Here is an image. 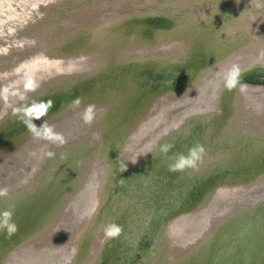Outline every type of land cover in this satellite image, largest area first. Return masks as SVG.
Returning a JSON list of instances; mask_svg holds the SVG:
<instances>
[{"label":"bare ground","instance_id":"6f19581e","mask_svg":"<svg viewBox=\"0 0 264 264\" xmlns=\"http://www.w3.org/2000/svg\"><path fill=\"white\" fill-rule=\"evenodd\" d=\"M203 13L206 12L200 11L197 15ZM209 19L213 26L218 23L217 29H223L220 37L232 43H236L239 32L251 31L255 27L253 20L238 26L232 20L216 14H209ZM164 24L158 12L139 27L106 23L91 31L93 36L87 39L90 40V49H76L73 58L64 67L56 64L52 66L51 63L56 62L53 58L39 60L46 58V55L34 58L37 62L41 61L42 65H50L48 67L62 73L74 69L86 71L93 65L95 82L85 91H71L58 103L52 104L51 108L46 105L41 110L34 108L38 111L31 109L25 120L20 123L18 120L10 131L17 133L22 125H27L25 133L29 135L32 132L30 127L36 125L33 118L49 109V115H57L59 119L58 112L68 111L75 93L77 97L96 95L97 100L103 99L102 102L98 100L101 110L99 106L95 109L100 112L99 117L107 126L112 124V117L106 119L105 114H108L112 105L124 101L129 90L134 88L132 93L137 95L135 102L140 109L144 105L141 101L169 99L172 94L165 92H183L184 87L191 85L196 78V84L202 78L199 92L207 96L210 106L204 110L194 106L190 111L203 114L209 107L219 106L228 100L234 101L236 96L226 87L225 76L228 69L236 65L240 71L236 83H240L241 88L246 84L249 89L260 92L259 98L250 99L253 106H248L246 110L252 122L259 126L256 127L257 132L237 137V146L229 154L223 146L224 139L220 138L219 150L206 158L208 165L198 167L207 152L199 144V132L203 130L202 121L207 118L206 115L193 117L183 126L169 128L167 123L143 147L134 149L132 145L136 147L140 137L154 129L161 114L166 113L170 106L176 107L177 102L169 105L164 103L155 118L140 125L138 132L133 131L130 134L132 144L115 139L117 133H123L114 124L113 133L107 136V140L112 143L100 148L101 155L90 162L91 172L81 186L79 181L86 158L69 148L52 160L46 172L33 185L21 187L20 191L0 201V213L11 211L12 221L17 225V230L12 234L0 226V264H53L56 261H60V264H109L115 258L112 255L117 244L120 246L125 243L129 251L134 249V261L140 260L138 262L147 254L153 256L159 252L163 261L170 259L169 264H264V201L257 202L253 214L245 209L221 212L220 204H214L219 200L225 205L231 203V198L227 197L229 192L239 186L247 185L246 189H249L256 184V178L264 176V137L259 133L264 132V90H259V86L264 85V57L259 55L264 51V42L258 43L260 48L254 44L232 50L192 70L188 69V65L176 66L177 60L162 61L161 65L150 68L136 61L130 65H98L99 57L107 56L106 61H109L111 54L124 55L126 50L134 49V44L138 42H142L143 47L156 46L178 51L177 37L166 36L168 33L162 29ZM191 24L186 23L171 32L180 34L178 38H190L184 28L195 30ZM225 33L229 34L228 39ZM253 33L257 39L264 40L258 33ZM129 45L132 47L128 48ZM208 45L213 47L210 49L212 55L220 47L215 42H208ZM56 48L59 52L55 55L66 50L60 46ZM89 61H93L92 64L87 63ZM163 66L168 70L162 69L165 68ZM116 71L124 72V79L121 80V75H117ZM112 79L114 81L109 82ZM126 81L130 85L120 84ZM255 85L258 86L256 89ZM249 92L240 91L241 100L247 101ZM192 99L187 98L188 102ZM193 100L199 101L197 98ZM87 103L92 105L89 100ZM185 111L187 109L182 113ZM246 111L241 114L244 115ZM79 113L82 114L83 109ZM180 119L181 116L172 124ZM99 130L103 131L104 127L100 126ZM100 132L94 135L103 139L99 136ZM128 135L124 137L128 138ZM114 140L117 144H113ZM164 146H170L168 151H162ZM194 148L197 149L196 156L192 157L194 164H186L176 170L170 168V165L177 163L179 156L189 157L190 150ZM201 148L203 151H199ZM219 157L224 161L220 162ZM125 166L126 170L123 171ZM251 180L252 184L246 183ZM235 181L240 182L232 184ZM69 197L72 198L66 201ZM207 204H213L214 207ZM4 222L6 218L0 217V225ZM110 223L121 228L117 236H106L104 227ZM133 224L138 227L136 235L132 231ZM32 242L40 245L31 246ZM130 263L136 264L132 260ZM144 264L154 263L149 258Z\"/></svg>","mask_w":264,"mask_h":264},{"label":"rangeland","instance_id":"374dc122","mask_svg":"<svg viewBox=\"0 0 264 264\" xmlns=\"http://www.w3.org/2000/svg\"><path fill=\"white\" fill-rule=\"evenodd\" d=\"M258 2L261 7H257L254 0H0V189L8 188L7 195L0 196V201L3 202L10 194L20 191L21 187L33 185L46 172L52 160L69 148L83 154V157L86 158L84 159L86 164L82 165L81 182L79 181V186H81L89 177L92 161L101 155L100 148L106 143H112L107 140V136L108 133H113V125L115 124V128L122 129L123 133H117L115 139L119 138L121 141H128L132 144V135L130 134L133 131L138 132L140 125L155 118L164 103L169 105L171 102H177L176 107L170 106L166 113L161 114L156 128L154 127L140 137L136 147L132 145L133 149L138 146H140L139 148L143 147L146 141L160 133L159 130L167 123H169V128L175 125L183 126L193 117L206 115L207 118L202 121L203 130L199 132V144L202 148H206L207 152L198 167L208 165L206 158L212 157L219 150L221 145L218 141L220 138L224 139L223 146L228 154L233 152L237 146V137L252 131L256 133V127L259 128L257 123L252 122L246 111L248 106H253L250 99L260 97V92L256 89L257 85L254 86L256 90H253L249 89L250 87L246 84L241 88L240 83H236L235 87L231 88L236 96L234 101L228 100L227 103H222L219 106L209 107L203 114L190 111L194 106L201 110L210 106L207 96H203L199 92L202 78L198 80L197 84L195 83L197 78L194 79L191 85L184 87L183 92H181L182 90L178 92L168 90L165 93L172 94L169 99L141 101L144 105L140 109L135 102L137 95L132 93L134 92L133 88L128 91L129 94L124 97V101L112 105L108 114H105L106 119L112 117V124L107 126L104 120L99 117L100 112L96 109H94L95 118L90 125L86 124L82 118L85 108L89 105L88 100L90 104L95 105V108L99 106V110H101L98 100L102 102L103 99L97 100L96 95L77 97V93H75L68 111L58 112L59 119L57 115L55 117L49 115L50 109L33 118L37 126L46 124L52 127L54 132L61 134L65 143L61 144L59 141L53 143L38 138L33 132L28 135L25 133L27 125H22L17 133L11 132L10 129L15 126L18 120L20 123L31 109L41 110L44 108L47 104L42 102L58 103L73 90L82 92L92 87L95 82L93 80V65L86 71L74 69L62 73L55 68L48 67L50 65L41 64L43 59L48 61L53 58L56 62L51 63L52 66H66L67 61L73 58L76 49L79 48L81 51L90 49V40L87 39L93 36L92 30H97L106 23L113 26L139 27L149 17L156 16L158 12V16L163 17L165 21L162 29L163 32L168 33L166 36L177 37L178 51H170L167 48L156 46L143 47L142 42H138L134 44V49L126 50L124 55L121 53L111 54L109 61H106L107 56L99 57L98 65H105V67L112 63L130 65L136 61L144 67L150 68L161 65L162 61L177 60L176 66L186 67L188 65V69L192 70L199 64L209 63L225 56L232 50H240L245 45L251 47L257 44L260 48L258 43L264 42V40L257 39L253 33L256 32L264 38V0H258ZM200 11L207 14L197 15ZM209 14H216L226 20H232L234 25L246 24L249 20H253L255 22L253 30L256 31L243 30L239 32L236 43L226 41L224 37H220L223 29H217L218 23L214 26L210 23ZM190 22L195 30L184 28L190 38H178L180 34L175 35L171 32ZM228 35L225 33L226 39H228ZM208 42H215L216 46H220L213 55L210 52L213 47L209 46ZM13 44H15V49L10 48ZM58 46L66 50L55 55L59 52V49L56 48ZM127 47L131 48L132 45ZM4 48L6 50H3ZM255 52L258 51L255 50ZM42 55H46V58L39 59L41 60L39 62L33 60ZM19 62H23V64ZM92 62L87 63L92 64ZM17 63L19 64L17 65ZM163 67L165 68L162 69H167L166 66ZM13 69L21 75L15 73L10 76V73L14 72ZM116 72L117 75H121V80L124 79V72ZM6 77L9 78V81L8 79L4 80ZM113 81L112 79L109 82ZM124 83L130 85V82L127 81L120 84ZM168 88H174V86ZM247 90L250 91L247 94L248 100H241L240 91ZM259 90H264V85L261 84ZM71 97L72 95H70ZM187 98H197L199 101L192 99L188 102ZM77 99L80 100L79 105L74 103ZM183 100L186 101L183 102ZM179 102L182 104H178ZM82 109L83 113L81 114L79 110ZM186 109L187 111L182 113ZM244 110L246 112L242 115L241 112ZM180 116L181 119L176 124H172V121ZM99 124L104 127L101 132ZM38 130L43 131L39 128ZM98 132L103 139L95 136ZM259 133L264 137V132L259 131ZM127 134H129L128 138L124 137ZM113 144H117L115 140ZM49 152L54 155L49 156ZM218 160L224 161L222 157H219ZM262 170H264V166ZM239 177L244 178V176ZM238 182L240 181H235L232 184H239ZM254 182L256 184L251 185L249 189H246L247 185L239 186L229 192L227 197L231 198V203L228 202L225 205L221 202L222 200H219L214 204L216 206L220 204L221 212L229 213V211L245 209L250 210V213L253 214L257 202L264 201V176L256 178ZM246 183L252 184V180L246 181ZM25 190L26 188L23 191ZM70 198L72 197L67 198L66 201ZM207 206L211 207L213 204H207ZM33 245L36 247L40 243L32 242L31 246ZM55 263L60 264V261Z\"/></svg>","mask_w":264,"mask_h":264},{"label":"clouds","instance_id":"9594fccd","mask_svg":"<svg viewBox=\"0 0 264 264\" xmlns=\"http://www.w3.org/2000/svg\"><path fill=\"white\" fill-rule=\"evenodd\" d=\"M254 2L256 3L257 7H261V4L258 2V0H254ZM259 55L261 57H264V51H261ZM239 74H240V71H239L238 66L236 65H233L230 69H228L226 76H225L226 87H228L229 89L235 87L237 77L239 76ZM42 103H46L49 108L52 107V101H46ZM74 103L76 105H79L80 100L77 99L74 101ZM94 109H95V105H88L85 108L82 118L86 124L90 125L93 122L95 118ZM38 128L43 129V131L42 132L39 131ZM30 131H32L33 134L37 136L38 138L46 139V140L52 141L53 143L57 141H59L61 144L66 142L61 134L54 132L53 128L50 126H47L46 124H41L40 126H36L33 124L30 127ZM169 147L170 146H164L162 148V151H165V152L168 151ZM199 151H203V149L201 148L199 149ZM196 154H197V149L195 148L191 149L189 157H185L183 155L179 156L177 163L174 165H170V168L172 170H176L177 168L184 167L186 164H194L195 161L192 159V157H195ZM48 155L52 156L54 154L49 152ZM125 170H126V166L124 167L123 171ZM7 193H8L7 187L0 189V196H5L7 195ZM12 215L13 213L11 211L0 213V217L6 218V222H4L0 226L6 228L9 234H12L17 230V225L12 221ZM104 232L107 237H114V236H117L121 232V228L114 223H110V224L105 225Z\"/></svg>","mask_w":264,"mask_h":264},{"label":"water","instance_id":"95a60500","mask_svg":"<svg viewBox=\"0 0 264 264\" xmlns=\"http://www.w3.org/2000/svg\"><path fill=\"white\" fill-rule=\"evenodd\" d=\"M70 38V37H69ZM8 48V47H7ZM10 48H12V49H15V44H13L12 45V47H10ZM3 50H6V48H4ZM31 59V58H30ZM25 62V61H24ZM254 62H256V63H258V61H254ZM19 63H23V62H19ZM19 63H17V65L19 64ZM13 67H15V66H13ZM15 73L17 74V75H19L20 73L19 72H17V71H14V72H12V73H10V76H11V74L12 75H15ZM16 75V76H17ZM21 75V74H20ZM19 75V76H20ZM9 76V77H10ZM6 79H8V81H9V78H4V80H6ZM0 83H1V81H0ZM156 128V127H155ZM134 168V167H133ZM135 169V168H134ZM132 173V171L130 172V174ZM144 193V192H143ZM132 194V193H131ZM134 226H133V228H132V231H133V233H134V235H136L137 233V230H138V227H137V224H133ZM116 251H114V253H113V255L112 256H115V258L114 259H112L110 262H109V264H131L130 263V260H132V262L133 263H136V264H140V263H142V264H144V262L145 261H147L149 258L153 261V263L154 264H161V262H162V264H169V262H170V259H166V261H163V258L162 257H160V253L158 252V254H154L153 256H149L148 254L146 255V257H144L142 260H141V262H138V261H140V260H135L134 261V255H133V253L132 252H134V249H133V251H131V249H130V251L128 250V245L125 243V244H122V245H120V246H118V244H117V246H116ZM149 252H151V251H149ZM152 252H155V251H152ZM132 253V254H131ZM147 253V252H146ZM160 257V258H159Z\"/></svg>","mask_w":264,"mask_h":264},{"label":"snow or ice","instance_id":"6c2138e0","mask_svg":"<svg viewBox=\"0 0 264 264\" xmlns=\"http://www.w3.org/2000/svg\"><path fill=\"white\" fill-rule=\"evenodd\" d=\"M33 111H38V110H36V109H33Z\"/></svg>","mask_w":264,"mask_h":264}]
</instances>
